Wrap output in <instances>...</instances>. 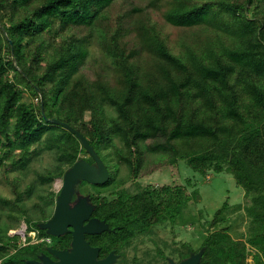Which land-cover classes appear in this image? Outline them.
Wrapping results in <instances>:
<instances>
[{
	"label": "trees",
	"instance_id": "1",
	"mask_svg": "<svg viewBox=\"0 0 264 264\" xmlns=\"http://www.w3.org/2000/svg\"><path fill=\"white\" fill-rule=\"evenodd\" d=\"M93 44L101 57L89 79L83 68ZM24 91L35 106L23 102ZM53 119L83 135L106 167L108 180L96 187L113 184L122 164L138 177L147 140L150 150L166 152L170 165L185 161L202 175L231 174L251 197L244 208L250 237L235 240L229 226L216 229L225 202L195 251L198 264H246L248 256L264 264V0H0L4 177L26 168L35 144L57 151L66 166L39 174L41 184L62 178L82 159L87 151L78 138ZM9 185L13 198L0 196V203L15 219L34 186ZM187 185L100 197L94 215L108 230L86 241L99 247V258L122 254L150 227L182 217L187 203L198 200L197 191L186 194ZM35 207L44 219L43 205ZM26 221L27 233L70 249L71 234L53 237L41 220ZM10 237L0 229V264H30L45 251L44 242L18 247L16 235Z\"/></svg>",
	"mask_w": 264,
	"mask_h": 264
},
{
	"label": "rangeland",
	"instance_id": "2",
	"mask_svg": "<svg viewBox=\"0 0 264 264\" xmlns=\"http://www.w3.org/2000/svg\"><path fill=\"white\" fill-rule=\"evenodd\" d=\"M100 57V49L93 44L87 65L83 68L89 79H94V71L98 67ZM22 100L26 104L33 106L36 104L29 91L23 92ZM88 118L89 115L86 114L85 120ZM152 142L147 140L143 144L145 158L138 177H134L129 168L122 164L116 180L109 187H96L87 183L80 189L78 196L90 199L91 196L96 195L112 200L119 194L131 196L142 189L182 186L187 185L189 181L190 185H187L186 194L190 195L193 191H197L198 200L191 199L183 210L182 217L177 218L175 223L165 222L154 225L143 235L129 241L122 256L115 257L113 264H179L190 261L197 254L195 251L201 245L202 237H205L210 230L209 223L214 218V214L225 202L228 208L224 213V221L216 229L229 226L232 239L246 241L250 237L251 229L250 219L244 208L250 205L251 197H245L244 190L236 184L234 177L225 171L208 172L202 175L193 171L185 161L170 165L166 152L157 148L150 150L149 146ZM41 148L40 144L31 147L32 157L26 168L15 167L13 171L6 174V177L0 171V196L3 198H13L9 181L18 180L20 191L34 186L30 196H25L22 201V211L15 210V219L9 217L10 210L0 203V229L9 237L16 235L17 243L12 241V244L15 243L18 247L24 246L23 237H27V233L25 234L22 230L23 225L28 226L26 218L33 221L41 220V223H45L55 209L53 197L59 193L62 186L63 177L55 178L51 183L39 182V174H46L47 171L54 170L58 166L66 167L58 161L57 151L41 150ZM80 156L82 158L80 160L93 164V159L88 153ZM49 198H53L54 203L50 204ZM37 204H42L44 207L46 213L44 219L40 217L35 207ZM37 240L38 236L33 243ZM27 242L32 243V239L27 237L25 243ZM44 243L46 244L45 241ZM249 250L251 253L254 252L251 248ZM246 264H254L251 256H248Z\"/></svg>",
	"mask_w": 264,
	"mask_h": 264
},
{
	"label": "water",
	"instance_id": "3",
	"mask_svg": "<svg viewBox=\"0 0 264 264\" xmlns=\"http://www.w3.org/2000/svg\"><path fill=\"white\" fill-rule=\"evenodd\" d=\"M54 124L63 126L66 130L75 135L87 153L93 159V164L84 160H78L68 169L63 178L62 186L56 197L54 214L50 220L40 225L47 234L60 237L68 228H71L72 237L69 250L57 251L48 248L47 250L57 259L50 260L43 256L40 261H30V264H113L115 255L111 252L106 258L99 260L98 248L90 246L86 241V235H92L108 230V225L104 221L89 219L92 208L86 205L87 198H80L78 202L71 206V198L74 194V187L80 181L91 185H103L108 180V171L98 155L92 149L89 141L74 128L58 120H49ZM200 255L196 254L190 261H183L179 264H198Z\"/></svg>",
	"mask_w": 264,
	"mask_h": 264
},
{
	"label": "flooded vegetation",
	"instance_id": "4",
	"mask_svg": "<svg viewBox=\"0 0 264 264\" xmlns=\"http://www.w3.org/2000/svg\"><path fill=\"white\" fill-rule=\"evenodd\" d=\"M105 184V183H104ZM84 186V184H81V183H79V185L76 187V189H75V192H74V194H73V196H72V198H71V206H74L77 202H78V199H80V198H83V197H79L78 196V194H80V189L82 188ZM100 187V186H99ZM100 197H104V196H91V198L90 199H88V200H86V205L87 206H89V207H91L92 208V210H91V214H90V217H89V219H96V220H98V221H104V220H102V219H99L98 217H96L95 215H94V212H95V210H96V208L98 207V205H99V202H100ZM115 198H113L112 200H114ZM55 202H56V199H55ZM55 208V207H54ZM53 214H54V211H53V213H52V215L45 221V222H47L48 220H50L51 218H52V216H53ZM105 222V221H104ZM70 230H71V228H68V231L65 233V234H70ZM36 232V235L38 234L37 233V231H35ZM64 234V235H65ZM54 237V236H53ZM61 237V236H60ZM48 238V237H47ZM42 239H44V238H42ZM41 238H38V240L35 242V243H33V241H32V243H30V242H27V243H25L24 244V246H28V245H31V244H38V243H42L43 241H41L42 240ZM49 239V243H46V248H45V251H42V252H40V254L38 255V257H37V259H36V261H40L41 260V258L43 257V256H46V257H48L50 260H52V261H56L57 259L47 250L48 248H50V249H54V250H57V251H63V250H69V248H66V249H58V248H56V247H54V240L52 239V238H48ZM94 248H97V247H94ZM98 249H99V247H98ZM99 252V251H98ZM114 253V252H113ZM114 255L116 256V257H121L122 256V254H115L114 253ZM98 259L99 260H101V259H104V258H99L98 257Z\"/></svg>",
	"mask_w": 264,
	"mask_h": 264
},
{
	"label": "built area",
	"instance_id": "5",
	"mask_svg": "<svg viewBox=\"0 0 264 264\" xmlns=\"http://www.w3.org/2000/svg\"><path fill=\"white\" fill-rule=\"evenodd\" d=\"M22 230L26 234L27 233V231H26L27 230V226L26 225H23L22 226ZM36 236H37L36 235V232H34V231H31V232L27 233V237H30L32 239V241L36 238ZM26 238L23 237V244L25 243ZM41 241H43V242L45 241L46 243H49V239L48 238H44Z\"/></svg>",
	"mask_w": 264,
	"mask_h": 264
}]
</instances>
